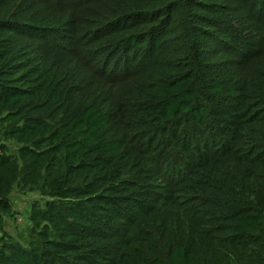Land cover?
<instances>
[{"label":"trees","instance_id":"obj_1","mask_svg":"<svg viewBox=\"0 0 264 264\" xmlns=\"http://www.w3.org/2000/svg\"><path fill=\"white\" fill-rule=\"evenodd\" d=\"M0 125V264H264V0H0Z\"/></svg>","mask_w":264,"mask_h":264},{"label":"rangeland","instance_id":"obj_2","mask_svg":"<svg viewBox=\"0 0 264 264\" xmlns=\"http://www.w3.org/2000/svg\"><path fill=\"white\" fill-rule=\"evenodd\" d=\"M0 146H4L8 154L15 157L18 156L20 145L12 141H7L4 138L1 125ZM159 185L162 186L164 183H159ZM73 189V185L65 183L63 180L52 184H41L33 188H26L20 182H17L10 195L12 212L4 219V228L0 234V238L22 243L29 235L31 227L29 216L32 206L34 204L44 203L45 201L70 198Z\"/></svg>","mask_w":264,"mask_h":264}]
</instances>
